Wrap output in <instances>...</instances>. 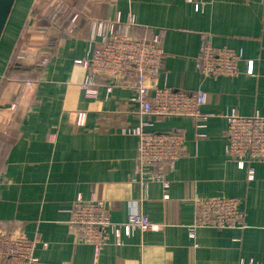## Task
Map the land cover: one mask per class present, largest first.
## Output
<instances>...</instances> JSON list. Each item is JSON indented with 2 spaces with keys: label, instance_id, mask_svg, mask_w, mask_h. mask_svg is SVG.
Wrapping results in <instances>:
<instances>
[{
  "label": "crops",
  "instance_id": "0c3cea01",
  "mask_svg": "<svg viewBox=\"0 0 264 264\" xmlns=\"http://www.w3.org/2000/svg\"><path fill=\"white\" fill-rule=\"evenodd\" d=\"M70 12L79 15L72 31ZM129 18L132 34L161 35L160 87L206 92L204 126L188 116H142L135 89L114 86L108 92L106 80L95 98L85 95V71L75 60L97 45L90 42L92 22ZM203 34L243 54L241 74L201 75ZM19 52L22 65L13 67ZM248 60L254 61L252 74L246 72ZM230 112L264 116V0H204L199 9L186 0H16L0 40V134L7 141L0 222L37 238L34 264L264 262V163H254L249 180L227 156ZM142 122L149 123L148 131L184 133L185 149L173 170H159L166 188L160 181L139 184V138L124 130ZM79 195L104 200L116 223L135 211L159 229L123 232L121 245H105L96 255L92 245L75 241L67 224ZM196 196L241 198L245 227H199L191 237Z\"/></svg>",
  "mask_w": 264,
  "mask_h": 264
},
{
  "label": "built area",
  "instance_id": "2783aa9c",
  "mask_svg": "<svg viewBox=\"0 0 264 264\" xmlns=\"http://www.w3.org/2000/svg\"><path fill=\"white\" fill-rule=\"evenodd\" d=\"M186 1L194 2L196 9L201 8L204 2ZM78 17L75 12H70L66 17L67 27L71 31L75 28ZM133 24L131 18L126 21L115 19L112 22H92L90 42L97 45L89 56L75 60L76 65L85 71L81 84L85 95L95 98L99 82L106 80L108 92L114 86L134 88L136 96L133 100L140 104L139 113L142 116H188L195 118L198 127L204 126L208 116L202 112L201 106L207 101L206 92L202 89L184 91L168 86L160 87L157 79L165 58L161 35L155 33L150 38L136 36L131 32ZM242 61L244 57L241 52L226 46H216L210 34L202 35L197 66L203 77L237 76L242 73ZM253 71L254 61L248 60L246 72L252 74ZM32 83L31 80L29 84ZM225 117L228 121L225 152L239 168L247 171L249 180L253 179L254 163H264V116L258 113L246 116L230 112ZM78 123H82L80 115ZM147 125L148 122H142L139 126L124 130L139 138V184L141 188H146L149 180L160 181L166 188L169 185L166 174L159 170H173L185 149V136L178 130L148 131L145 129ZM195 207V220L189 226L191 237H194V230L199 227H245L246 210L239 197L196 196ZM68 213L67 224L75 241L92 245L96 255L105 245H121L123 232L129 236L135 228L142 231L159 229V224L152 222L146 214L135 211L128 214L125 222L116 223L104 200L83 199L80 195L73 201ZM36 243L37 238L28 237L16 224L0 222V264L38 262L34 254ZM247 264L264 262L251 259Z\"/></svg>",
  "mask_w": 264,
  "mask_h": 264
},
{
  "label": "water",
  "instance_id": "95a60500",
  "mask_svg": "<svg viewBox=\"0 0 264 264\" xmlns=\"http://www.w3.org/2000/svg\"><path fill=\"white\" fill-rule=\"evenodd\" d=\"M16 0H0V40ZM9 107L10 104H3Z\"/></svg>",
  "mask_w": 264,
  "mask_h": 264
},
{
  "label": "trees",
  "instance_id": "16d2710c",
  "mask_svg": "<svg viewBox=\"0 0 264 264\" xmlns=\"http://www.w3.org/2000/svg\"><path fill=\"white\" fill-rule=\"evenodd\" d=\"M22 55L23 54L19 52V54L17 56V59L13 63V67L22 65V61H21ZM0 145H2L4 147L3 151L0 152V169H2V166H3V163H4V155H5V151H6V148H7L6 147L7 146V141L4 139L2 134H0Z\"/></svg>",
  "mask_w": 264,
  "mask_h": 264
},
{
  "label": "rangeland",
  "instance_id": "374dc122",
  "mask_svg": "<svg viewBox=\"0 0 264 264\" xmlns=\"http://www.w3.org/2000/svg\"><path fill=\"white\" fill-rule=\"evenodd\" d=\"M22 32H23V31H22ZM22 38L24 39V40H23V43H24L25 38H24L23 36L21 37V39H22ZM14 57L16 58V55H15ZM4 137H6V136H4ZM3 148H4V147H3L2 145H0V152L3 151Z\"/></svg>",
  "mask_w": 264,
  "mask_h": 264
}]
</instances>
